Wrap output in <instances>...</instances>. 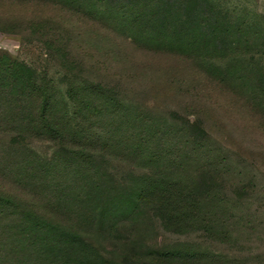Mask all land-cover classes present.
Listing matches in <instances>:
<instances>
[{
	"label": "trees",
	"instance_id": "16d2710c",
	"mask_svg": "<svg viewBox=\"0 0 264 264\" xmlns=\"http://www.w3.org/2000/svg\"><path fill=\"white\" fill-rule=\"evenodd\" d=\"M32 1L64 4L87 20L93 33H116L136 49L184 57L208 76L217 67L212 52L219 54L224 44L213 0H8ZM75 1L78 5L71 7ZM40 21L44 25L45 19ZM53 41L59 39L43 43L64 61L66 84L58 93L49 78L0 57V132L8 135L0 159V264H204L202 247L180 250L156 239L149 245L146 237L157 223L171 232L216 231L217 212L206 226L203 202L221 195L215 192V173L202 168L184 181L183 173L163 165L175 148L179 155L173 154L170 164L176 166L179 147L189 153L187 143L194 151L202 137L179 127L183 144L169 151L160 145L151 117L120 107L117 84L84 77L83 65ZM144 120L147 129L152 127L148 138L128 127ZM185 122L191 129L197 124L194 118ZM124 123L129 125L121 154L144 166L137 195L124 186L116 191L104 165L111 146L123 140L112 136L125 130ZM107 135L111 140L103 139ZM29 140L45 142L50 153L38 152Z\"/></svg>",
	"mask_w": 264,
	"mask_h": 264
},
{
	"label": "rangeland",
	"instance_id": "374dc122",
	"mask_svg": "<svg viewBox=\"0 0 264 264\" xmlns=\"http://www.w3.org/2000/svg\"><path fill=\"white\" fill-rule=\"evenodd\" d=\"M29 3L33 4L0 2V57L7 55L11 65L24 63L34 75L49 78L56 93L64 91V61L43 43L55 36L59 39L53 41L55 46L67 47L83 65L80 74L117 84L121 108L152 118L162 136L160 145L169 146V151L179 141L182 145L185 133L179 127L202 137L194 151L187 143L189 153L179 147L176 166L170 164L173 154L179 155L175 148L166 153L163 165L167 171L183 173L184 181L202 168L215 173L219 186L215 192L221 195L203 202L206 226L218 213L216 231L204 227L203 231L171 232L157 223L146 234L148 244L154 245L156 239L180 250L202 247L204 264H264V0H213L223 22L224 44L219 54L212 52L217 67L211 76L197 71L184 57L136 49L119 41L116 33L114 37L93 33L90 23L64 4ZM73 3L71 7L78 5ZM39 17L45 19L42 26ZM72 74L79 75L77 70ZM216 75L221 80L216 81ZM187 118L197 122L193 129ZM145 123L149 122L128 127L138 137L148 138L152 127L147 129ZM127 125L113 132V140H123L111 146L104 165L117 182L116 191L124 186L137 195L144 166L121 154ZM201 125L204 128L199 129ZM7 140L8 135L0 132V159L1 143ZM29 144L38 152L50 153L43 141L29 140ZM204 179H198V184L202 186Z\"/></svg>",
	"mask_w": 264,
	"mask_h": 264
}]
</instances>
